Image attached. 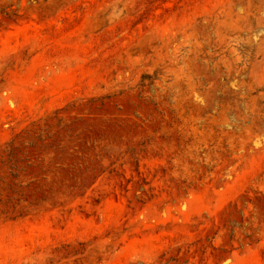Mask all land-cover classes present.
Returning a JSON list of instances; mask_svg holds the SVG:
<instances>
[{
  "label": "rangeland",
  "instance_id": "374dc122",
  "mask_svg": "<svg viewBox=\"0 0 264 264\" xmlns=\"http://www.w3.org/2000/svg\"><path fill=\"white\" fill-rule=\"evenodd\" d=\"M0 264H264V0H0Z\"/></svg>",
  "mask_w": 264,
  "mask_h": 264
}]
</instances>
